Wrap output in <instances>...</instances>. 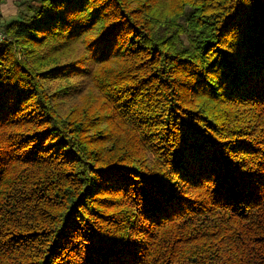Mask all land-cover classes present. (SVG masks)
Wrapping results in <instances>:
<instances>
[{"label": "trees", "instance_id": "trees-1", "mask_svg": "<svg viewBox=\"0 0 264 264\" xmlns=\"http://www.w3.org/2000/svg\"><path fill=\"white\" fill-rule=\"evenodd\" d=\"M20 8L0 264H264V0Z\"/></svg>", "mask_w": 264, "mask_h": 264}, {"label": "rangeland", "instance_id": "rangeland-1", "mask_svg": "<svg viewBox=\"0 0 264 264\" xmlns=\"http://www.w3.org/2000/svg\"><path fill=\"white\" fill-rule=\"evenodd\" d=\"M32 0H0V26L20 16V5Z\"/></svg>", "mask_w": 264, "mask_h": 264}, {"label": "built area", "instance_id": "built-area-1", "mask_svg": "<svg viewBox=\"0 0 264 264\" xmlns=\"http://www.w3.org/2000/svg\"><path fill=\"white\" fill-rule=\"evenodd\" d=\"M1 7V6H0ZM6 38V33L4 32V30L1 28L0 26V40H3Z\"/></svg>", "mask_w": 264, "mask_h": 264}, {"label": "clouds", "instance_id": "clouds-1", "mask_svg": "<svg viewBox=\"0 0 264 264\" xmlns=\"http://www.w3.org/2000/svg\"><path fill=\"white\" fill-rule=\"evenodd\" d=\"M244 2H245V3H248V2H249V0H244Z\"/></svg>", "mask_w": 264, "mask_h": 264}]
</instances>
